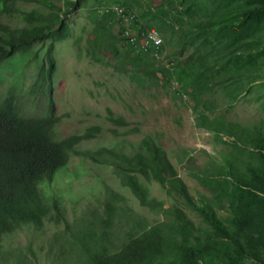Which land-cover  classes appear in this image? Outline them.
Returning a JSON list of instances; mask_svg holds the SVG:
<instances>
[{"label":"trees","instance_id":"obj_1","mask_svg":"<svg viewBox=\"0 0 264 264\" xmlns=\"http://www.w3.org/2000/svg\"><path fill=\"white\" fill-rule=\"evenodd\" d=\"M15 1L0 0V67L33 44L47 43L27 92L0 99V264H38L28 245L3 243L17 231H39L45 222L62 224L46 239L45 257L51 264H264V129L209 119L199 109L212 111L202 97L206 90L218 86L236 99L243 81L249 87L262 77L260 72L264 74L259 61L264 57V23L258 18L264 14V0H212L213 10L197 0H159L145 14L150 23L159 19L163 31L168 24L176 25L182 34L180 47L192 46L193 52L174 63L172 72L185 91L190 87L198 126L227 146L224 151H205L209 161L202 164L195 152L182 150L181 156L176 155L177 165L208 191L198 196L178 175L170 160L175 153L152 137L129 144V151L76 149L97 128L55 138L53 128L60 117L52 95L57 68L52 49L71 35L65 18L80 0H66L64 8L52 0H21L41 5L44 12L22 11ZM200 10L206 16L195 20ZM16 12L25 25L9 24L8 17ZM186 19L191 20L187 27ZM115 20L113 13L94 15L86 40L88 56L95 62L120 57L121 65L135 71L132 79L140 84L148 79L157 84L156 72L170 77L149 51H136L130 42L124 45L112 29ZM22 103L39 108L26 113ZM116 122L124 124L122 119ZM73 155L80 162L111 166L139 204L158 208L163 218L148 221L104 182L90 190L82 186L77 195L65 199L57 175L63 170L71 173L67 185L79 177V170L71 172L66 166ZM140 177L157 181L171 198L170 205L163 207V202L149 197ZM86 195L85 205L77 202ZM66 203L79 210L72 222L66 217ZM185 207L199 222L188 216Z\"/></svg>","mask_w":264,"mask_h":264},{"label":"rangeland","instance_id":"obj_2","mask_svg":"<svg viewBox=\"0 0 264 264\" xmlns=\"http://www.w3.org/2000/svg\"><path fill=\"white\" fill-rule=\"evenodd\" d=\"M52 1L64 8L66 0ZM197 1L199 4L203 3L208 9H215L212 0ZM158 2L159 0H80L77 7L66 16L71 35L55 42L52 49L57 67L53 79L52 95L56 113L60 117L53 128V134L55 138H63L71 134H82L88 128H97L92 138L79 141L75 145L76 149L86 151L99 147L115 150L123 148L129 151V144L139 142L142 137H152L167 152L175 153L170 154V160L176 165L178 175L185 182L189 192L195 196L200 193L207 195L208 191L199 185L188 171L177 165L176 155L181 156L182 150L195 152L197 163L202 164L209 161L205 151H224L227 146L215 139L209 131L198 126V119L192 108L194 102L191 98L190 87L186 84L188 98L184 100L172 92L166 81L160 80L157 74V79L154 80L157 84L149 79L140 84L138 80L132 79L135 71L121 65L120 57H109L101 62H95L86 52V40L91 37L93 17L97 15V13L93 14V11L107 4L119 3L130 7L138 18L137 23L150 25L160 32L164 43V58L172 59L175 63L187 58V54L192 53L193 48L189 44L183 48L180 47L182 34L176 25L168 24L163 31L158 26L159 19L155 23H150L148 20L150 16L145 15L147 10ZM14 6L22 11L44 12L46 10L41 5L30 1L17 0ZM205 16V12L200 10L195 20H200ZM258 18L263 24L264 14L259 15ZM8 22L12 26L25 25L19 12L12 13L8 17ZM190 23L191 20L186 19V27ZM112 29L120 36L118 37L124 45L129 42L123 37L117 21L113 23ZM260 34L258 33L259 36ZM46 43L47 40L44 43H35L25 53L16 54L2 64L0 67V99L6 94L22 95L27 92L42 64ZM134 49L138 50L135 47ZM259 61L264 70V57H260ZM260 75L262 77L255 80L249 87L243 81L244 89L236 99L218 86L213 90H206L202 97L210 107L212 105V111L206 110L205 107H199V109H204V115L209 119L218 117L241 125L249 127L256 125L264 129V74L260 72ZM22 105L26 113L35 112L39 108L37 105L33 106L28 103H22ZM116 119H122L124 124L116 122ZM79 160L73 155L66 164L71 172L79 170V177L73 178L71 185L66 184L71 173H65L63 170L57 175L65 199L77 195V191L82 186H88L87 189L90 190L94 185L98 186V183L104 182L113 190L121 193L134 212L144 216L148 221L163 218L162 214L157 212L158 208L151 209L140 205L129 188L120 183L111 166ZM140 181L148 189L149 197L163 202V207L170 205L171 198L157 181L154 179L145 181L141 177ZM84 200H89V196L86 195L77 202L85 205ZM66 205V217L72 222L75 213L79 210L77 208L74 211L68 203ZM185 209L188 216L195 222H199L200 218L193 211L186 207ZM61 227V223L45 222L39 231L21 230L6 237L3 245L5 247L16 243L28 245L35 253L38 264H51L49 258L45 257L46 239L55 229Z\"/></svg>","mask_w":264,"mask_h":264},{"label":"built area","instance_id":"obj_3","mask_svg":"<svg viewBox=\"0 0 264 264\" xmlns=\"http://www.w3.org/2000/svg\"><path fill=\"white\" fill-rule=\"evenodd\" d=\"M98 14L113 13L118 18L122 35L136 49L140 51H149L157 66H163L169 72L170 77L165 78L162 72H156L160 80H165L169 89L179 97L186 100L187 92L184 90L182 83L179 81L176 73H173L175 61L164 58L163 39L159 31L151 26L139 24L136 21V14L129 6L119 3L108 4L98 8Z\"/></svg>","mask_w":264,"mask_h":264}]
</instances>
